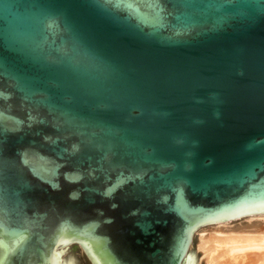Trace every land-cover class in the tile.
Returning a JSON list of instances; mask_svg holds the SVG:
<instances>
[{
	"label": "water",
	"instance_id": "water-1",
	"mask_svg": "<svg viewBox=\"0 0 264 264\" xmlns=\"http://www.w3.org/2000/svg\"><path fill=\"white\" fill-rule=\"evenodd\" d=\"M258 213L264 0H0V264H180Z\"/></svg>",
	"mask_w": 264,
	"mask_h": 264
},
{
	"label": "bare ground",
	"instance_id": "bare-ground-1",
	"mask_svg": "<svg viewBox=\"0 0 264 264\" xmlns=\"http://www.w3.org/2000/svg\"><path fill=\"white\" fill-rule=\"evenodd\" d=\"M254 218L264 219V213L244 215V216H240V217H237L231 220H226V221H221V222H216V223H209V224H205V225H201L197 227L191 234V241L188 245L187 251L185 255L183 256L180 264H185L187 257L191 260L192 264H197L196 258L191 250L194 235L197 231L202 232V231H205L206 227L215 225L213 227V230H214V233L216 234L217 232H221L225 230L226 229L225 227H227L230 221L234 222L240 219H247V221L251 222ZM215 234H210L208 237H205L202 235L198 236V241H199L198 249L204 253L206 264H243L245 261L244 258H247V257H249L250 259H253L252 261L253 264H264V235L259 236V238L257 239L258 240L257 242L247 241L246 239H244L246 241H244L243 243L231 242L230 246L226 247V244L223 243V239L217 237ZM210 236L214 238L213 241H210L209 239ZM249 238L247 237L248 240ZM74 243L75 242H70L68 245H65L60 248H56L54 249V252H59L60 250H64L63 255H61L60 257V260L62 261L66 257L65 254L67 250L72 249L73 251H77V252L80 251L82 253L81 255L86 260V262L88 264H92V262L86 256L80 244L79 243L74 244ZM213 243H216V244L213 245ZM223 245H225V247ZM246 252H249V253H246Z\"/></svg>",
	"mask_w": 264,
	"mask_h": 264
},
{
	"label": "rangeland",
	"instance_id": "rangeland-1",
	"mask_svg": "<svg viewBox=\"0 0 264 264\" xmlns=\"http://www.w3.org/2000/svg\"><path fill=\"white\" fill-rule=\"evenodd\" d=\"M263 220L264 219L254 218L251 222L247 221V219H240L234 222L230 221L227 227H225L226 228L225 230L221 232H217L216 234L214 233V230H213V227L215 225L208 226L209 228L206 227L205 231H202V232L197 231L194 235L193 243L191 246V250L196 258L197 264H206L204 253L198 249V245H199L198 236L202 235V236L208 237L210 234H215L217 237L223 239V243L226 244V247L230 246L231 242L243 243L246 240L257 242L258 241L257 239L259 238V236L264 235V221ZM247 237L248 238L250 237L249 240L247 239ZM211 238L212 236L209 237L210 241H213L214 238L212 239ZM215 244L216 243H213V245ZM223 246L225 247V245ZM249 252H246V253H249ZM68 254H73L77 256L80 264H88L86 260L83 258V256L81 255L82 253L80 251L77 252V251H73L72 249H69L66 251L65 255L67 256ZM244 259H243L244 261L243 264H253L252 262L253 259H250L249 257L244 258Z\"/></svg>",
	"mask_w": 264,
	"mask_h": 264
}]
</instances>
